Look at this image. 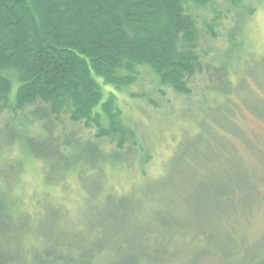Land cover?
<instances>
[{
	"label": "rangeland",
	"instance_id": "rangeland-1",
	"mask_svg": "<svg viewBox=\"0 0 264 264\" xmlns=\"http://www.w3.org/2000/svg\"><path fill=\"white\" fill-rule=\"evenodd\" d=\"M243 4L246 16L240 19L228 0L186 3L196 21L203 68L188 81L187 95L160 85L148 67L139 68L134 85L113 89L125 124L152 156L146 174L133 161L140 148L133 139L120 149L117 140L97 138L98 128L73 123L68 114L56 123V139L66 134L91 139L128 161L116 170L88 171L81 187L70 178V188H53L44 181L42 162L25 157L23 162L16 145L5 148L0 135V195L13 199L14 214L29 211L28 219H15L12 236H0V261L3 254L13 257L20 250L29 257L62 243L81 253L77 264H93V256L97 264H130L136 255L144 259L141 264H264V177L251 175L243 163L264 174V0ZM234 27L240 35L232 36ZM9 116L7 110L0 115V126ZM227 138L234 149L224 146ZM175 151L177 157L169 160ZM229 182L236 190L225 199ZM88 232L98 242L86 245ZM91 244L94 255L88 254ZM28 257L6 264H33Z\"/></svg>",
	"mask_w": 264,
	"mask_h": 264
},
{
	"label": "trees",
	"instance_id": "trees-1",
	"mask_svg": "<svg viewBox=\"0 0 264 264\" xmlns=\"http://www.w3.org/2000/svg\"><path fill=\"white\" fill-rule=\"evenodd\" d=\"M189 1L206 6L211 0H0V115L10 112L8 121L0 126L4 147L15 144L20 151L17 157L23 162V157L42 162L44 181L52 187L62 184L64 189L70 188V178L77 179L81 187L88 171L100 174L107 166L116 170L119 162L128 161L119 151L105 153L101 143L91 139L73 134L61 136L62 142L61 137L56 139V123L68 114L73 123L98 128L97 138L117 140L120 149L127 138L133 139L140 146L132 147L138 149L133 161L146 174L145 165L152 156L144 153L145 146L138 142L136 132L125 124L114 90L123 91L137 83L139 68L148 67L160 85L172 87L178 94L189 93L188 81L203 69L196 51V21L185 6ZM228 1L243 19L244 0ZM232 31V36L241 33L240 27ZM160 94L164 95L163 90ZM131 96L147 97L142 93ZM149 102L157 104L152 98ZM31 126H35V133ZM225 141V147H236L229 138ZM176 157L175 151L169 160ZM244 161L251 175L255 172L260 179L264 177ZM235 186L232 182L225 187V199L234 194ZM14 204L13 199L0 195V236L5 239L12 236L15 219H28L29 211L14 214ZM1 237L0 242L4 241ZM83 240L86 245L98 242L89 232ZM57 246H44L35 251L41 255L34 253L30 258L20 250L13 257L3 254L0 264L27 257L33 264H77L76 258L81 256L78 250L62 243ZM90 251L93 255L97 252L94 244L88 254ZM139 257L134 256L130 264H141L144 259ZM92 260L97 264L96 256Z\"/></svg>",
	"mask_w": 264,
	"mask_h": 264
}]
</instances>
